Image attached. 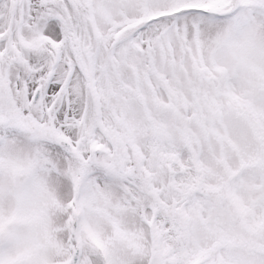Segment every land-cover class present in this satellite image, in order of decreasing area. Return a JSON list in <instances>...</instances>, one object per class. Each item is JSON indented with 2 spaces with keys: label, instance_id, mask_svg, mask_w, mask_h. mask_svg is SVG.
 <instances>
[{
  "label": "snow or ice",
  "instance_id": "snow-or-ice-1",
  "mask_svg": "<svg viewBox=\"0 0 264 264\" xmlns=\"http://www.w3.org/2000/svg\"><path fill=\"white\" fill-rule=\"evenodd\" d=\"M0 264H264V0H0Z\"/></svg>",
  "mask_w": 264,
  "mask_h": 264
}]
</instances>
